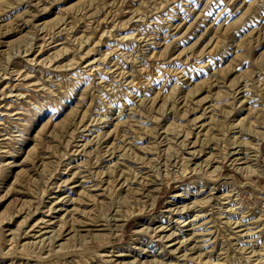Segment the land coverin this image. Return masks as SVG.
Masks as SVG:
<instances>
[{
  "label": "rangeland",
  "instance_id": "obj_1",
  "mask_svg": "<svg viewBox=\"0 0 264 264\" xmlns=\"http://www.w3.org/2000/svg\"><path fill=\"white\" fill-rule=\"evenodd\" d=\"M0 264H264V0H0Z\"/></svg>",
  "mask_w": 264,
  "mask_h": 264
},
{
  "label": "bare ground",
  "instance_id": "obj_2",
  "mask_svg": "<svg viewBox=\"0 0 264 264\" xmlns=\"http://www.w3.org/2000/svg\"><path fill=\"white\" fill-rule=\"evenodd\" d=\"M142 172H143V171H142ZM150 179H151V178H150ZM151 180H152V179H151ZM138 182H139V181H138ZM139 183H141V182H139ZM154 184H155V183H154ZM154 184H153L151 181H149V184H148V185H149V186H152V185H154ZM139 185L141 186L140 189H139V190H140L139 193L136 192L137 190L134 191L133 188H132L131 192L134 193V195H135V193H137V194H140V195L142 196V195H144L143 193H144V191L146 190L147 183H146V182H145V183L142 182V183L139 184ZM143 186H145V187H143ZM137 189H138V188H137ZM148 190H149V188H148ZM148 190H147V191H148ZM152 190H153V189H152ZM157 190H158V186H156V187H155V190H153V191H155L154 194L156 193ZM133 191H134V192H133ZM149 191H150V190H149ZM151 192H152V191H151ZM147 194H148V193H147ZM132 196H133V195H132ZM228 197H229V196H228ZM128 199H129V198H128ZM112 220H113V224L115 223V226H116L118 229H120V228L126 223V221H127V219H123V218H122V219H121V218H120V219H118V218L116 219V218H115V219H112ZM161 228H162V227H161ZM165 228H166V227H165ZM164 230H165V229H164ZM172 234H174V233H172ZM159 236H160V235H159ZM161 236H162V235H161ZM168 236L170 237V233H169ZM165 237L167 238L166 235H165ZM195 240H196V239H195ZM186 242H187V241H186ZM195 245H196V244H195ZM188 247H189V246H188Z\"/></svg>",
  "mask_w": 264,
  "mask_h": 264
}]
</instances>
